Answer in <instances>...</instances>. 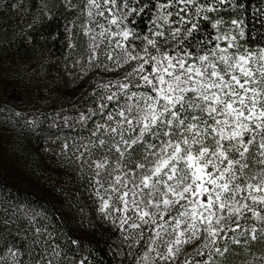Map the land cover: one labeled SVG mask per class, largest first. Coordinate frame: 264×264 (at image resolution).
Masks as SVG:
<instances>
[{"label":"snow or ice","instance_id":"6c2138e0","mask_svg":"<svg viewBox=\"0 0 264 264\" xmlns=\"http://www.w3.org/2000/svg\"><path fill=\"white\" fill-rule=\"evenodd\" d=\"M136 2L142 6L130 7L129 0H87L88 16L104 17L107 12L108 24L117 28L113 32L99 24V35L110 33L123 41L140 37L121 25L150 4L155 8L151 37H143V54L115 41L122 52L115 62L139 61L128 76H138L142 83L137 87L150 91L127 95L115 126L98 124L92 133L97 136L103 130L108 139L97 137L99 146L118 154L114 171L121 169V161L132 165L109 182L111 194L101 211L109 208L110 201H118L122 207L115 211L122 214L121 228L150 226L166 248L160 252L149 246L148 252L156 251L153 259L175 264L183 245L200 241L194 251L204 259L196 264H230V245H241L240 237L245 245L264 241V47L242 48L238 37H245L243 22L235 19L232 30L207 41L195 40L200 22L194 17L203 13L202 20L211 22L207 13L230 0ZM222 23L217 19L211 27L219 32ZM221 41L227 42L225 47ZM108 59H114L111 52ZM115 96L107 99L113 101ZM107 119L115 117L108 114ZM94 164L100 176L110 165L108 155ZM97 183L103 187V182ZM129 211L135 218L124 215ZM241 220L255 223L237 231L244 227Z\"/></svg>","mask_w":264,"mask_h":264},{"label":"trees","instance_id":"16d2710c","mask_svg":"<svg viewBox=\"0 0 264 264\" xmlns=\"http://www.w3.org/2000/svg\"><path fill=\"white\" fill-rule=\"evenodd\" d=\"M129 5L142 6L136 0H129ZM216 7V11L207 15L211 22L223 20L219 32L211 27L210 21L202 20V13L194 17L200 22V29L194 33L197 42L232 30L231 21L235 19L243 22L245 37H238L242 48L264 47V0H230ZM88 11L87 0H0V57L18 65L15 81L23 86H27V81H36L44 95H54L50 100L56 103L61 101L58 96H62L63 101L79 107L95 108L96 78L84 82L83 75L86 72L96 75L111 61H107L110 48L90 37L99 24L110 26V16L106 12L104 17L95 14L90 17ZM154 15L155 8L150 4L143 13L132 15L124 22V27L140 37H130L125 42L127 49L135 48L142 53L146 44L143 37H151L150 21ZM66 27L70 42L67 48L64 46ZM192 51L197 48L193 46ZM123 83L129 85L127 94L150 91L137 87L142 83L139 79L130 78ZM107 105L112 106L113 102ZM105 109L101 118L86 128L62 127V122L33 110L28 112L30 121L18 122L0 110V125L11 131L5 137L7 150L0 152V264H136L149 239H141V234L129 235L124 251L117 256L109 247L115 234L98 210L104 194L97 183L99 176L94 162L103 159L100 151H106L109 157L107 169H114L119 159L114 150L109 154L107 147L99 146V133L92 135L98 124H105ZM103 137H106L104 132ZM49 139L68 145L58 167L47 164L36 146L37 142ZM131 167L121 161V169L128 171ZM28 174L52 199L15 184V175ZM240 239L241 245H230L233 249L228 254L230 264H264V241L245 245L244 237Z\"/></svg>","mask_w":264,"mask_h":264},{"label":"rangeland","instance_id":"374dc122","mask_svg":"<svg viewBox=\"0 0 264 264\" xmlns=\"http://www.w3.org/2000/svg\"><path fill=\"white\" fill-rule=\"evenodd\" d=\"M106 28H109L110 31H117L115 25H110ZM124 28L123 24L121 25V29ZM102 29L97 26L96 29L92 30L91 38L95 37V41L103 42V47L109 49L107 51V61L108 53L111 52L113 54L114 59L106 62V67L104 69H100L99 73L93 75L91 72H86L83 75L84 82H87L90 78H96V86L97 91L93 93V96H96V107H83L78 106L77 104H71L69 101H63L62 96H58L59 103H56L52 100L51 97H47L41 92V89L37 86V82L34 83L27 81V86L20 85L16 82V70H19L18 65L10 59L0 57V110H5L4 113L11 119H15V121L23 122L24 120L30 121L31 117L28 115L30 110L35 112L41 111L44 112L47 118H52L55 122H62V127H78V128H86L88 126H93L96 121L101 118V114L103 113V108H106L104 115V123L105 124H114L115 120H118L119 117L116 116V113L120 110V108L126 103V89H122L120 87L124 81L128 79L138 80V76H128V73L132 72L134 68L137 67L139 61H130L127 64H123V61L118 65L115 62V58L117 55H122L120 49L116 48L115 41L120 39L121 42L125 45L126 41H123L120 37H111L110 33H106L104 37H101L99 33ZM225 42V45L223 43ZM221 47L226 46V41H221ZM70 45L69 42V28H64V46L67 48ZM110 46V47H108ZM143 54V53H141ZM25 70V67L22 68ZM90 70V69H86ZM146 74V73H145ZM106 86V87H105ZM93 90V89H92ZM116 94L113 101H109L107 99L108 96ZM92 98V97H91ZM93 99V98H92ZM103 100V101H102ZM108 102H113L112 106L107 105ZM106 105V107H102ZM114 113V114H113ZM112 114L115 119L113 121H108L107 115ZM83 117V119H82ZM96 131V130H95ZM94 131V132H95ZM92 132V128H91ZM11 133L10 129H6L0 125V152H5L8 147V140L5 137ZM93 133V132H92ZM99 138L108 139V137H103V130H101L98 134ZM80 140V139H79ZM36 146L41 151L44 156L45 162L51 166L58 167L60 165L59 160L63 156L64 146L62 143L55 139H49L46 141H39L36 143ZM101 158L106 155V151H100L99 153ZM115 169V168H114ZM114 169H107V171L101 170V175L99 176V181L103 182V187L98 183V186L102 188V192L104 197L100 200L98 210L102 214L106 225L110 227V230L113 234V238L110 240L109 247L110 250L116 253L117 256L121 255L124 251L126 242L128 238H130L131 234L141 236L143 238L149 239L147 243V247L144 249L139 259L136 260V264H145L143 259L146 252H148L149 246L156 249V251L166 252V248L164 244L160 241V238L155 236L153 229L150 226H144L143 229H131L128 224L123 225L121 228V213L115 211L117 206L119 205L118 201H110V206L108 209L101 211V205L104 199H108V196L111 194V189L109 186V182L114 183V178L117 174H123L127 172L124 169H120L119 171H114ZM255 170V169H254ZM95 168V172H96ZM109 173L111 175H109ZM15 184L21 188L33 192L39 196H43L46 199H52L46 192L41 189L31 178L30 175H15L14 178ZM105 189H108L105 192ZM247 193H244L246 195ZM250 202V201H249ZM124 215L133 216L134 214L129 211ZM248 216L251 214L248 213ZM132 221H129L131 223ZM139 222V221H137ZM255 221L249 220L245 222L241 220V224L244 227L241 230H245L248 226ZM171 231V229H169ZM163 235V234H162ZM127 237V239H125ZM134 237V236H132ZM164 240H167L168 237L163 235ZM156 240L157 243L153 244L152 241ZM200 241H197L191 245H183L180 254L175 258V264H183L185 260L188 261V264H196L197 261L201 258V256H197L195 254L194 249L200 244ZM156 251L148 252L149 262L148 264H173L171 260L169 261H159L158 259H153L156 257ZM206 251V250H205Z\"/></svg>","mask_w":264,"mask_h":264}]
</instances>
